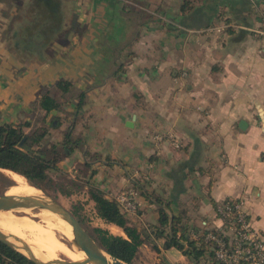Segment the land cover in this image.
<instances>
[{
	"label": "crops",
	"instance_id": "0c3cea01",
	"mask_svg": "<svg viewBox=\"0 0 264 264\" xmlns=\"http://www.w3.org/2000/svg\"><path fill=\"white\" fill-rule=\"evenodd\" d=\"M208 2L223 12L209 25L188 17L169 21L172 27H144L141 37L150 35L146 53L137 48L140 37L133 47L138 56L123 58L127 72L117 78V57L87 30L102 22L93 17L102 11L95 0H0V123L37 116L31 108L39 92L59 78L71 79L75 90L88 91V106L97 112L81 131L85 147L103 153L95 179L108 196L142 177L153 197L170 204L171 214L184 209L197 226L221 225L214 203L238 198L264 237V0ZM59 6L65 36L46 40L43 32L57 26ZM22 27H36L48 46L35 52L16 47ZM65 109L74 112L75 106ZM63 115L52 111L47 121H61L59 129ZM57 134L55 142L62 139ZM135 201L137 219L156 220L154 203L141 193ZM108 228L125 235L116 225ZM160 247L168 257L170 249Z\"/></svg>",
	"mask_w": 264,
	"mask_h": 264
},
{
	"label": "trees",
	"instance_id": "16d2710c",
	"mask_svg": "<svg viewBox=\"0 0 264 264\" xmlns=\"http://www.w3.org/2000/svg\"><path fill=\"white\" fill-rule=\"evenodd\" d=\"M95 1L97 6H102V11L98 13L96 10L93 17L98 20L100 16L102 22H93L94 25L87 30L94 37L99 38L100 36L104 41H107L102 45L117 57L116 65L118 68L114 72L117 78L121 77V75L118 77V74L127 72V63L123 58L127 57L133 61L138 56L133 47L141 37L144 27L150 26L152 23L169 25V21L182 22L188 17L191 20L201 22L204 26L209 25L216 15L219 18L223 14V12L219 13V9L210 6L208 0H204L200 4V0H173L169 9L167 8V0L161 2H154L153 0ZM176 4H179L178 8ZM97 6L96 8H98ZM65 17V12L59 6L57 9V26L55 28L47 27V30H52V33L43 32V37H46V40L50 34L53 35L54 33L59 37L65 36L63 32L65 30ZM169 26L172 27V24ZM30 28L16 29L15 46L31 52L43 50L48 46V43L45 40L41 42L39 32L34 33L37 30L36 27L35 30ZM40 28L43 29V27ZM74 31L84 32L83 29L76 26ZM71 102L75 106L74 112H68L65 109ZM89 103L88 91L75 90V83L71 79L59 78L54 87H46L41 90L31 108L35 114L37 113L36 119L40 118L38 122L42 124L41 126L36 127L35 121L27 118L18 122L0 123V169H8L23 175L33 185L49 194L53 193L54 190L65 196H70L77 190L67 187V184L63 182L56 183L52 173L64 171L61 163L66 158L71 157L76 150H80L82 154L84 152L81 160L84 174L82 177L78 176L77 180L82 181L90 200L93 201L96 215L106 224L120 227L125 235L115 234L105 226L85 225V219L80 214L73 213L107 252L124 261L141 264L144 245H150L158 253L161 252L160 245H162L167 250L172 248L179 250L190 264H228L218 258L216 253L217 242L208 240L207 237L209 233H212L217 238L224 240L227 247L231 249L234 242L230 236L225 235L220 226L203 224L200 227L194 225L184 209L178 215L171 214L170 204L162 201L160 197H153L145 189L142 177H136L133 186L128 189L134 188L138 193L137 196L141 193L156 205L157 218L155 221L147 223L137 219V212L140 211L137 203L135 214L131 215V211L125 209L116 196H108L106 191L98 185L95 177L98 174L97 166L99 161L101 162L103 159V153L93 150L91 147L86 148L87 140L81 131L82 127L90 126L89 120L96 114L88 108ZM52 111L68 113V116L72 115L73 120L62 133L61 140L48 143L50 129L62 124L60 118L59 125H54L53 120L47 121V117ZM80 125L81 129L78 131L77 128ZM106 159L111 160V157L108 155ZM4 176L2 175V177ZM74 183L76 182L74 181ZM240 200L228 197L223 201L215 202L217 217L220 216L218 213L220 205H233ZM248 218L251 220L250 214H248ZM0 264L37 263L0 241Z\"/></svg>",
	"mask_w": 264,
	"mask_h": 264
},
{
	"label": "bare ground",
	"instance_id": "6f19581e",
	"mask_svg": "<svg viewBox=\"0 0 264 264\" xmlns=\"http://www.w3.org/2000/svg\"><path fill=\"white\" fill-rule=\"evenodd\" d=\"M15 181L8 193L21 197L25 195L43 196V192L28 184L23 175L3 169ZM21 213L19 215L14 212ZM35 213L26 210H1L0 229L7 234H14L17 245L29 243L35 255L44 261L58 259L64 256L72 261H84L86 253L77 247L75 232L72 226L59 215L42 210L34 215L38 220L30 218L28 214ZM58 231H62L70 243V247L59 238ZM28 244V245H29ZM104 254V253H103ZM107 258L111 259L108 255ZM97 264V263H94Z\"/></svg>",
	"mask_w": 264,
	"mask_h": 264
},
{
	"label": "rangeland",
	"instance_id": "374dc122",
	"mask_svg": "<svg viewBox=\"0 0 264 264\" xmlns=\"http://www.w3.org/2000/svg\"><path fill=\"white\" fill-rule=\"evenodd\" d=\"M149 39H150V35H148L147 32L143 34V37L140 38L141 44L137 48L142 53H146V50L148 47L147 44L149 42ZM91 104L92 102L90 101V106ZM90 106H88L90 111L92 110L93 113H97L96 109ZM67 114L68 113H64V115L62 116L64 118V121H63V126L61 128L54 129L52 127L54 134L50 133L47 139L48 143L55 141L58 135L57 134L58 131L60 134H62L64 130H66V128L68 127V124L71 122L72 116L69 115L71 117H68ZM89 114L90 112L88 110V115ZM36 117L37 116L32 118L33 121H35L36 123L35 126L36 127L41 126L42 124L38 122L40 118L38 117V119H36ZM77 129L79 131L81 129V125ZM78 131H76V133H78ZM104 154H106V152H104ZM82 158H83L82 154L79 153L78 157L74 159L72 157L65 159L61 163V167L64 171H54L52 173V176L54 177L56 183L63 182L67 184V187H72L71 189L77 190L76 193H73L70 196H65L61 194L60 192H57L54 190L52 192L55 195L53 193L49 194L45 191L44 192L47 193L49 196L57 199L61 204H63L70 211L80 214L85 219V225H93V226L101 225V226L108 227V224H106L103 220H101L96 215L94 203L93 201L90 200L87 190L83 187L82 181L79 182V180H77L78 176L82 177L84 174L82 172V166H81ZM2 175H5V176L2 177ZM74 181L76 183H74ZM13 184H15V181L5 172V170L0 169V194L9 190ZM14 213L17 215L21 214L18 212H14ZM34 214L35 213H30L28 215L30 216V218L34 220H38V218ZM112 231L113 233H119L121 230L112 229ZM58 236L59 238L63 239V241L69 243V241L67 240V238L65 237L62 231H58ZM26 244H29V243H26ZM29 246L31 245L29 244ZM167 256L169 258L166 256H163V254L161 253H157L155 251L153 252V251L145 249L141 255L140 263L141 264H161L162 262H164V264H190L187 258H185V260L183 259L184 257L183 254L177 249L173 248V249H170V251H167Z\"/></svg>",
	"mask_w": 264,
	"mask_h": 264
},
{
	"label": "water",
	"instance_id": "95a60500",
	"mask_svg": "<svg viewBox=\"0 0 264 264\" xmlns=\"http://www.w3.org/2000/svg\"><path fill=\"white\" fill-rule=\"evenodd\" d=\"M133 121H129L128 125L133 126ZM16 173V172H15ZM29 185L38 188L33 185L27 179ZM43 196H32L25 195L21 197H16L10 195L7 190L0 194V211L1 210H26L31 209L33 212L38 213L42 210H49L64 220H66L73 228L75 232V240L77 242V247L86 253V259L84 261H72L64 256H60L58 259L44 261L39 259L32 248L28 244H22V246L17 245L16 236L14 234H7L0 229V241L6 245L12 247L13 249L26 255L29 259L37 264H133L124 261L114 255H111L103 247H101L98 242L93 238L86 227L81 223L80 219L69 209H67L63 204H61L57 199L49 196L42 189ZM65 242V241H64ZM69 247L70 243L65 242ZM104 253V254H103ZM107 255L111 258H107Z\"/></svg>",
	"mask_w": 264,
	"mask_h": 264
},
{
	"label": "built area",
	"instance_id": "2783aa9c",
	"mask_svg": "<svg viewBox=\"0 0 264 264\" xmlns=\"http://www.w3.org/2000/svg\"><path fill=\"white\" fill-rule=\"evenodd\" d=\"M260 32L264 34V31ZM137 194L134 188H130L120 193L117 199L125 209L135 211ZM218 213L221 221L219 226L234 242V246L229 249L224 240L209 233L207 239L218 244L216 249L218 258L228 264H264V237L248 218L243 201L240 200L233 205H220Z\"/></svg>",
	"mask_w": 264,
	"mask_h": 264
}]
</instances>
